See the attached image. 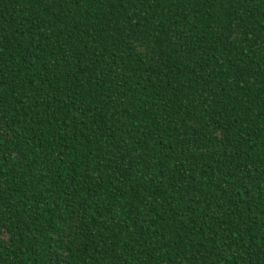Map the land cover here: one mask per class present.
I'll list each match as a JSON object with an SVG mask.
<instances>
[{"label": "trees", "instance_id": "trees-1", "mask_svg": "<svg viewBox=\"0 0 264 264\" xmlns=\"http://www.w3.org/2000/svg\"><path fill=\"white\" fill-rule=\"evenodd\" d=\"M0 264H264V0H0Z\"/></svg>", "mask_w": 264, "mask_h": 264}]
</instances>
